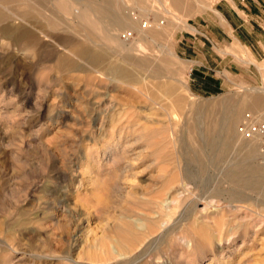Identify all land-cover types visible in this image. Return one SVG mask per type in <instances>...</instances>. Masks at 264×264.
<instances>
[{
	"label": "rangeland",
	"instance_id": "rangeland-1",
	"mask_svg": "<svg viewBox=\"0 0 264 264\" xmlns=\"http://www.w3.org/2000/svg\"><path fill=\"white\" fill-rule=\"evenodd\" d=\"M224 1L0 0V264H264V0L241 42Z\"/></svg>",
	"mask_w": 264,
	"mask_h": 264
},
{
	"label": "bare ground",
	"instance_id": "bare-ground-1",
	"mask_svg": "<svg viewBox=\"0 0 264 264\" xmlns=\"http://www.w3.org/2000/svg\"><path fill=\"white\" fill-rule=\"evenodd\" d=\"M1 1H8V0H1ZM13 1H16V2H20V0H13ZM24 1V0H23ZM26 1V0H25ZM59 1V0H58ZM12 2V1H11ZM22 2V1H21ZM24 3V2H23ZM26 3V2H25ZM44 3H46V2H44ZM108 3H110V2H108ZM61 5H62V3H60ZM30 8H32V7H30ZM30 8L28 7V9L30 10ZM25 9V8H24ZM27 10V9H26ZM34 10V9H33ZM46 12V11H45ZM97 12V13H96ZM96 12H95V10L91 7V5H89V6H87V8L85 9V10H83V11H79V10H75V14H78L80 17L81 16H85V15H89V14H91L92 16H95V17H97V15L96 14H98V16L101 18V17H106V16H109L110 15V13H109V11L108 10H105L104 12H102V11H97L96 10ZM25 13V15H26V17H31V14L29 13V11L28 12H24ZM49 14V13H48ZM220 15V14H219ZM18 16V15H17ZM51 16V15H50ZM20 17V16H19ZM99 17H97V18H99ZM110 17V16H109ZM0 18H2V16L0 15ZM7 18V17H6ZM40 18V17H39ZM102 18V19H103ZM223 19V18H222ZM31 20V19H30ZM114 20V19H113ZM112 20V22L110 21V23H112V24H115V25H118L117 23V20H114L113 21ZM7 21V20H6ZM101 22V21H100ZM55 23V22H54ZM91 23V22H90ZM103 23V22H102ZM102 25V24H101ZM93 28V27H92ZM91 30V29H90ZM14 31H15V29H14ZM17 31H19V30H17ZM92 31V30H91ZM93 32V31H92ZM16 33V32H15ZM15 33H13V34H15ZM18 33V32H17ZM20 34V33H19ZM10 35H12V34H10ZM18 35V34H17ZM65 45V47H70V48H78L79 49V54L82 56V57H84V58H86L87 60H89V61H91L92 63H100L103 59H104V57H105V55H106V53H100V52H91V51H88L87 49H84V47H77L78 45L77 44H75V43H72V42H69V43H65L64 44ZM134 60V59H133ZM114 67V66H113ZM112 67V68H113ZM118 68V67H117ZM123 71V70H122ZM111 72H113V73H120V70L119 69H116V67H115V69H113ZM126 74V73H125ZM122 76V75H121ZM259 102V101H258ZM212 115V114H211ZM212 120V119H211ZM212 124V123H211ZM225 129V128H224ZM231 130H232V126H228V129H227V132L228 133H231ZM236 135V134H235ZM247 141H249L250 143H249V145H246V149L249 151V153H250V155L252 156V155H258V147H257V144L254 142V141H252V140H247ZM222 153H223V151H222ZM264 165V164H263ZM256 172L258 173V175L260 176V177H264V168H260V169H258V170H256ZM252 173V172H251ZM243 174H245V173H242L241 175H239V176H237V178H240L241 180H242V178L243 179H246V175H243ZM238 175V174H237ZM250 178H249V181L252 179L251 177H253L252 175H250L249 176ZM235 178V177H234ZM233 178V179H234ZM239 179V180H240ZM240 180V181H241ZM244 182V181H243ZM161 207H166V205H165V203L164 204H162V206ZM167 208V207H166ZM162 225H163V223H162ZM132 235V234H131ZM133 239V238H132ZM124 248V247H123ZM122 250V249H121Z\"/></svg>",
	"mask_w": 264,
	"mask_h": 264
},
{
	"label": "crops",
	"instance_id": "crops-1",
	"mask_svg": "<svg viewBox=\"0 0 264 264\" xmlns=\"http://www.w3.org/2000/svg\"><path fill=\"white\" fill-rule=\"evenodd\" d=\"M219 13L221 15H219ZM217 15L225 21L223 32L227 37H233L236 40L241 42L243 39V31L247 30V26L251 31L248 33L254 32L256 35V27L254 24H260L257 17V14H247L245 10L239 8V2L235 0H225L221 9H219ZM254 23V24H253Z\"/></svg>",
	"mask_w": 264,
	"mask_h": 264
},
{
	"label": "built area",
	"instance_id": "built-area-1",
	"mask_svg": "<svg viewBox=\"0 0 264 264\" xmlns=\"http://www.w3.org/2000/svg\"><path fill=\"white\" fill-rule=\"evenodd\" d=\"M145 25L146 23H144ZM121 37L123 40L130 39L132 37V31H122ZM237 131L242 138L252 140L257 144L259 160L264 164V113L259 115L251 112L245 113L237 125Z\"/></svg>",
	"mask_w": 264,
	"mask_h": 264
}]
</instances>
